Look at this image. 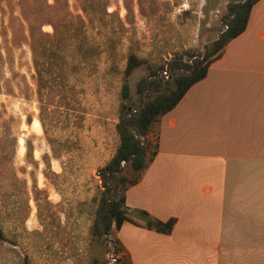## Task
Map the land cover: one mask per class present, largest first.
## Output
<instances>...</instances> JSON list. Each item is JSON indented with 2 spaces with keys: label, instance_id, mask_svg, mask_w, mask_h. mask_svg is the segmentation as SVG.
Returning <instances> with one entry per match:
<instances>
[{
  "label": "rangeland",
  "instance_id": "374dc122",
  "mask_svg": "<svg viewBox=\"0 0 264 264\" xmlns=\"http://www.w3.org/2000/svg\"><path fill=\"white\" fill-rule=\"evenodd\" d=\"M236 1L69 0L71 12L85 19V34L76 39L80 25L67 16L65 0H58L56 10L48 8L54 0H0V111L8 122L0 125V264H102L104 259L111 264L109 254L122 247L118 230H112L111 252L104 256L92 229L104 195L99 173L120 145L117 125L123 105L137 108L140 83L176 57L187 62L192 56L202 58L212 44L207 42L226 30V7ZM220 3L223 13L213 14ZM25 13L35 23L40 56L51 64L44 75L51 82L45 85L51 93L45 106L36 94L38 75L31 40H26ZM45 17L58 25V37H50L54 29L43 26ZM242 42L227 49L228 63L213 70L201 101L181 118L180 107L171 114L178 127H166L163 133L161 121L150 137V154L160 150L163 133L161 153L168 161L194 165L169 176L167 163H159V178L168 187L158 183L152 196L164 197L167 204L175 199L183 225L186 219L197 224L202 215L220 222L226 216L219 264H264V150L232 162L252 138L264 136V86L259 71L251 75L257 71L246 66ZM131 55L143 65L127 77ZM126 83L128 99L123 95ZM49 139L58 142L59 160ZM27 141L33 143L37 166L27 158ZM146 202L155 208L152 199ZM115 255L130 259L123 247Z\"/></svg>",
  "mask_w": 264,
  "mask_h": 264
},
{
  "label": "trees",
  "instance_id": "16d2710c",
  "mask_svg": "<svg viewBox=\"0 0 264 264\" xmlns=\"http://www.w3.org/2000/svg\"><path fill=\"white\" fill-rule=\"evenodd\" d=\"M54 1L55 4L53 6H48L50 10H56L59 5L58 0ZM260 1L246 0L243 3L229 5L228 16L225 20L226 30L221 34L220 40L215 41L206 48L202 58L192 56V60L187 62L182 56L176 57L168 64L169 79L160 76L159 72H153L148 79L140 83L138 94L142 102L137 108L127 104L123 105L117 125L120 145L114 157L105 169L99 173L102 178L104 195L96 213L92 235L93 240L102 246L104 256L111 252L109 236L112 230L114 228L120 230L126 223L165 235L172 234L177 224L176 218L164 222L143 210L130 211L127 206L128 191L139 185L143 174L150 168L158 154V150L150 154V149L153 145L148 142V136L164 117L173 112L182 103L193 87L207 79L211 66L223 57L228 45L246 32L252 11ZM65 5L67 16L70 20L76 21L80 25L79 34L75 38L81 39V36L85 34V19L81 15L76 16L71 12L69 0H65ZM84 12H87V9H84ZM24 21L27 24L29 33V38L26 37V40L28 42L31 40L30 45L34 66L38 75L36 94L39 103L45 106L46 97L51 94L48 91L46 93L45 85H50L51 82L46 81L44 75L49 74L51 64L40 56V49L36 43L34 21L26 13L24 14ZM42 22L43 26L53 27L54 34L50 35L51 38L54 39L60 35L61 30L54 19L45 17ZM22 26L25 30L23 23ZM142 65L143 62L137 56L131 55L126 71L127 77H130L135 69ZM123 95L125 99L130 97V85L128 83L124 86ZM40 109L44 113L45 109L43 107ZM0 125L4 127L8 125L1 111ZM13 141L16 151L18 140L14 138ZM57 143V141L49 139L53 155L59 160L61 155L57 150ZM26 148L27 158L32 164L37 166L33 155V143L27 141ZM34 184L35 192L38 194L36 181H34ZM37 196L35 198L40 209V201ZM143 221H147V223L144 224ZM115 244L118 246V243L115 242ZM120 249L122 250V247H118L115 251L117 252ZM94 262L100 263L97 259ZM102 264H107L105 259ZM116 264H132V262L130 259H119Z\"/></svg>",
  "mask_w": 264,
  "mask_h": 264
},
{
  "label": "crops",
  "instance_id": "0c3cea01",
  "mask_svg": "<svg viewBox=\"0 0 264 264\" xmlns=\"http://www.w3.org/2000/svg\"><path fill=\"white\" fill-rule=\"evenodd\" d=\"M236 3H243V1L237 0L234 4ZM226 9L228 8L226 7ZM222 11L223 6L222 3H220L218 7H216L215 10L212 9L211 12L213 14H222ZM218 38H214L213 40H211V42L209 41L207 43H214L218 40ZM241 38L243 41L242 48H245V55L248 58L246 66H254V70L257 71L254 72L252 70L250 73L251 75L255 73L258 74L259 71V77L261 78L262 86H264V0H261L252 11L246 32L242 36L237 38L236 41L234 40L235 42H231L228 45L223 57L211 66L207 79L191 89V95L189 97L190 99L188 98L187 100V102L190 100L189 103L186 102L187 104L182 105L190 92L182 101V103L174 110L176 111L180 107V118L181 115L184 114L183 112L185 111V109L189 108L190 105H194L197 102L201 101L202 95L210 90L213 70L228 63L230 49H227L232 46V44L238 42ZM256 78L258 79V77ZM206 82L208 84H206L205 86H201L202 83ZM261 93L264 92L261 91ZM173 112L164 117L162 120L163 133H165L166 127H170L173 129L178 127L176 116L171 115ZM163 133L161 136V143L159 148L160 150L158 151V154L155 157L153 163L143 175L139 185L131 188L127 193V206L128 208H132L133 210L137 209L146 212L149 211L154 218H157L164 222L172 218H176L177 224L171 235H165L155 231L137 227L130 223H126L120 230H118V233L120 235H118L117 233V239L121 243L125 251H127V253L129 254L132 264H219L221 237L225 234L224 223L226 221V216L222 215V222H220L219 217H204V215H202L197 224H192L193 222H196L195 219H186V225H183L185 217H183L182 212L177 209L178 205L175 199L167 204L165 203L166 200H164V197L155 199V196H152V194L156 191L154 190L156 185H158V183L160 182H163L161 178H159L158 169L156 167L159 163L163 162L165 166L167 163L166 172L167 174H169V176L171 173H175L172 171H176L178 173L186 171L189 172V169L194 167V165L192 164H184L183 166L181 164V166L179 165L178 167L174 161H168V156L161 153L162 146L165 143ZM152 134L153 133H151L147 139L150 143V137L152 136ZM263 145L264 136H259L258 139H256L255 137L252 138L248 142L246 149H240L233 156V165L237 159L253 158L252 154L258 148L259 152H262L264 150ZM225 175V179L227 178V180L229 181V173L227 172ZM171 176H173V174H171ZM181 181L182 180L179 177V183H181ZM167 183L168 181L163 182L165 186L168 185ZM189 183H191L190 180L185 181V187H188V190L190 187V185L188 186ZM167 187L164 188L168 189ZM207 188L216 190L211 186ZM207 188H205V190ZM161 195L164 196L165 192H162ZM150 199L153 200L155 208H149L151 202L148 203L146 201ZM172 207H176V209H172ZM214 234H216V239H214ZM129 235L133 237L131 240H129L128 238Z\"/></svg>",
  "mask_w": 264,
  "mask_h": 264
},
{
  "label": "built area",
  "instance_id": "2783aa9c",
  "mask_svg": "<svg viewBox=\"0 0 264 264\" xmlns=\"http://www.w3.org/2000/svg\"><path fill=\"white\" fill-rule=\"evenodd\" d=\"M160 76H163L165 79H169L170 78V71L169 68H166L163 72L160 73ZM116 251H112L109 255V260L111 262V264H116L117 261L120 259L119 256L116 257L115 255ZM110 264V263H109Z\"/></svg>",
  "mask_w": 264,
  "mask_h": 264
},
{
  "label": "water",
  "instance_id": "95a60500",
  "mask_svg": "<svg viewBox=\"0 0 264 264\" xmlns=\"http://www.w3.org/2000/svg\"><path fill=\"white\" fill-rule=\"evenodd\" d=\"M221 36H222V35H220V36H219L218 40H220V39H221Z\"/></svg>",
  "mask_w": 264,
  "mask_h": 264
},
{
  "label": "bare ground",
  "instance_id": "6f19581e",
  "mask_svg": "<svg viewBox=\"0 0 264 264\" xmlns=\"http://www.w3.org/2000/svg\"><path fill=\"white\" fill-rule=\"evenodd\" d=\"M36 124V123H35ZM38 126V124H36Z\"/></svg>",
  "mask_w": 264,
  "mask_h": 264
}]
</instances>
